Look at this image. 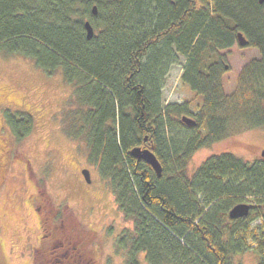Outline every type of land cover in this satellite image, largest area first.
I'll list each match as a JSON object with an SVG mask.
<instances>
[{"label":"trees","instance_id":"1","mask_svg":"<svg viewBox=\"0 0 264 264\" xmlns=\"http://www.w3.org/2000/svg\"><path fill=\"white\" fill-rule=\"evenodd\" d=\"M239 31L259 56L241 67L228 93L221 50L238 41ZM0 51L31 57L49 74L61 71L72 86L61 125L85 145L132 221L114 240L125 264H141L140 252L148 264H244L234 257L249 248L264 264V159L223 151L188 172L199 148L264 127V2L0 0ZM180 56V79L201 99L196 109L163 95ZM184 114L195 123L184 122ZM5 117L16 140L32 129L27 111ZM136 145L154 151L160 174L131 153ZM243 201L249 213L230 217Z\"/></svg>","mask_w":264,"mask_h":264},{"label":"rangeland","instance_id":"2","mask_svg":"<svg viewBox=\"0 0 264 264\" xmlns=\"http://www.w3.org/2000/svg\"><path fill=\"white\" fill-rule=\"evenodd\" d=\"M221 52L226 55L227 69L223 83L230 93L241 67L258 57L259 50L237 41ZM184 62L180 56L171 66L163 95L166 101L190 100L192 109H196L200 97L180 79ZM71 91L61 71L49 74L31 57L0 51V150L5 149L0 152V258L4 264H29L38 244L39 221L32 205L36 186L55 207L73 211L81 226L92 233L94 253L103 264H125L123 253H116L114 240L132 221L118 210L111 188L88 160L85 145L71 139L61 125L60 112L69 102ZM15 111H27L34 118L32 129L21 140H16L5 117V113L13 115ZM223 151L249 161L264 159V127L232 133L199 148L189 161V174L207 156ZM85 167L90 170L89 181L82 172ZM139 258L141 264H148L144 252ZM234 260L256 264L259 257L249 248L236 254Z\"/></svg>","mask_w":264,"mask_h":264},{"label":"flooded vegetation","instance_id":"3","mask_svg":"<svg viewBox=\"0 0 264 264\" xmlns=\"http://www.w3.org/2000/svg\"><path fill=\"white\" fill-rule=\"evenodd\" d=\"M4 150L2 147L0 152ZM34 199L32 205L38 216L39 234L29 264H103L94 253L92 233L79 225L73 211L59 210L37 186ZM83 229H87L86 233ZM2 262L0 258V264H4Z\"/></svg>","mask_w":264,"mask_h":264},{"label":"water","instance_id":"4","mask_svg":"<svg viewBox=\"0 0 264 264\" xmlns=\"http://www.w3.org/2000/svg\"><path fill=\"white\" fill-rule=\"evenodd\" d=\"M259 1L264 2V0H259ZM97 10H98L97 4H93L92 11L96 13ZM84 24L86 28L87 37H91L94 33V27L91 21L89 19H86ZM237 39L241 45H244L247 42L245 35L241 31L237 33ZM182 120L188 124L195 123V119L192 116L187 115V114H184L182 116ZM131 153L136 157L143 158L147 163H149L153 167V169L158 174L161 173L162 166H161L160 160L158 159V157L156 156V154L150 147L145 146V145H136L132 147ZM82 172L85 178L89 181L90 180V170L87 167H85L82 169ZM249 210H250V204L248 202H245V201L238 202L230 208L229 215L230 217H234V218L241 217V216L247 215L249 213Z\"/></svg>","mask_w":264,"mask_h":264}]
</instances>
